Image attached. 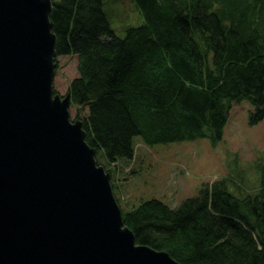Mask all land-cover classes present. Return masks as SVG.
Returning <instances> with one entry per match:
<instances>
[{"label": "trees", "instance_id": "16d2710c", "mask_svg": "<svg viewBox=\"0 0 264 264\" xmlns=\"http://www.w3.org/2000/svg\"><path fill=\"white\" fill-rule=\"evenodd\" d=\"M135 1L145 22L119 38L101 0H52L56 57H77L71 106L111 179L135 136L215 144L244 100L251 124L264 119V0ZM122 215L136 243L181 264H264V173L255 195L215 181L176 208L152 198Z\"/></svg>", "mask_w": 264, "mask_h": 264}, {"label": "water", "instance_id": "95a60500", "mask_svg": "<svg viewBox=\"0 0 264 264\" xmlns=\"http://www.w3.org/2000/svg\"><path fill=\"white\" fill-rule=\"evenodd\" d=\"M52 0H0V264H181L138 244L55 92Z\"/></svg>", "mask_w": 264, "mask_h": 264}, {"label": "rangeland", "instance_id": "374dc122", "mask_svg": "<svg viewBox=\"0 0 264 264\" xmlns=\"http://www.w3.org/2000/svg\"><path fill=\"white\" fill-rule=\"evenodd\" d=\"M101 1L108 24L119 38L126 28L145 22L135 0ZM55 62L54 90L64 96L69 83L78 77L77 57L58 56ZM252 111L248 101L232 102L223 137L215 144L198 138L148 145L135 136L133 158L120 161L111 179L122 213L152 198L176 208L215 181H224L237 198L257 194L264 173V119L251 124ZM69 112L71 120H81L84 111L70 106Z\"/></svg>", "mask_w": 264, "mask_h": 264}]
</instances>
